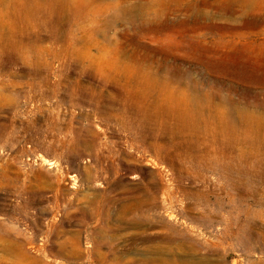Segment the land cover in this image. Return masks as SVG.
<instances>
[{
	"label": "rangeland",
	"instance_id": "374dc122",
	"mask_svg": "<svg viewBox=\"0 0 264 264\" xmlns=\"http://www.w3.org/2000/svg\"><path fill=\"white\" fill-rule=\"evenodd\" d=\"M17 1L0 28L40 42L0 47V242L33 264H264V0H28L30 21ZM218 151L252 173L235 206Z\"/></svg>",
	"mask_w": 264,
	"mask_h": 264
},
{
	"label": "bare ground",
	"instance_id": "6f19581e",
	"mask_svg": "<svg viewBox=\"0 0 264 264\" xmlns=\"http://www.w3.org/2000/svg\"><path fill=\"white\" fill-rule=\"evenodd\" d=\"M25 2V3H24ZM28 3V0H18L17 1V3H16V8H15V12L14 11H12L14 14L15 13H19V14H21V13H24V15H26V19H30V16L32 15V13L31 12H37V13H39V11L41 10V9H43V6H45L44 4L43 5H40V4H36V3H34V2H31V1H29V3ZM14 5H15V3H13ZM29 4H32V6H30L28 9H27V6H29ZM47 7H48V12H57V10L55 9V8H53V7H51V5H49V3L47 2ZM26 8V9H25ZM45 9H46V7H44ZM59 10V9H58ZM61 11H63L62 9H61ZM2 14H3V12H2ZM12 14V13H11ZM32 17V16H31ZM15 18V17H14ZM43 18L44 19H47V16H43ZM43 19V20H44ZM38 20V19H37ZM30 21V20H29ZM16 22V21H15ZM33 22V21H32ZM32 22L30 21V22H28L27 24H26V21H25V23H24V25H22V27H19L20 29L18 30V32L16 33V38H17V41L15 42V44H10V42L11 41H9V39H8V37H7V33L5 34L4 33V29L2 30L1 28H0V47L2 46V44H3V42H5L4 40H8L9 42H5L6 44H3V45H5V46H9V47H11L10 45H13V46H18V47H20V46H24V44H25V46H29V45H31V46H34V44H36V43H38V42H40V37L39 36H37V35H35V37H34V39L32 40V35H33V33H31L30 32V29L32 28V27H36V28H38L39 29V27L37 26V24L36 23H34V24H32ZM38 23V22H37ZM17 24V23H16ZM43 24H44V26H45V28H47V20H44L43 21ZM7 25V24H6ZM40 25V24H39ZM42 25V24H41ZM17 26V25H16ZM15 26V27H16ZM1 27H2V25H1ZM11 29V28H10ZM35 29V28H34ZM35 31V30H34ZM9 33H10V31H9ZM13 33H15V32H13ZM9 35V34H8ZM10 35H11V33H10ZM14 39V38H13ZM11 40V39H10ZM15 40V39H14ZM53 40V39H52ZM14 42V41H13ZM4 46V47H5ZM3 48V47H2ZM4 49V48H3ZM171 105V104H170ZM172 110H174V111H179L180 112V115H179V117H178V121H177V123H176V125H181V126H183V124H181V121H184L185 119H188V123L189 124H191L194 128H196L197 127V125H199L200 124V122L195 118V116L193 115V113L194 112H192V113H190L189 111H182L179 107H177V106H174V107H172L171 106V111ZM173 112V111H172ZM199 114H201V113H199ZM230 117V116H229ZM213 118V117H212ZM211 118V119H212ZM217 118V117H216ZM182 119H184V120H182ZM230 119V118H229ZM181 120V121H180ZM194 120V122H192ZM221 120H223V118L221 119ZM187 121V120H186ZM227 122V121H226ZM189 124H188V126H189ZM202 124H203V128H204V130H205V128H208V122L207 121H203L202 120ZM226 124V123H225ZM220 125V124H219ZM222 125V124H221ZM229 125V124H228ZM180 127V126H179ZM189 127H191V126H189ZM221 127H223V126H221ZM228 127V126H227ZM187 128V127H186ZM220 128V127H219ZM221 130V129H220ZM225 130H227V129H225ZM206 131V130H205ZM221 132V131H220ZM181 133V132H180ZM166 134V133H165ZM234 134V133H233ZM232 133L230 134V139H229V141L230 142H235V135H233ZM254 134H256V133H254ZM193 135V134H192ZM191 135V136H192ZM195 135H196V133H195ZM225 135V134H224ZM194 136V135H193ZM186 137H187V135H186ZM202 136H200V135H196V139H195V142L196 141H200L203 145L205 144V146H206V140L204 141V138H201ZM185 138V137H184ZM188 138V137H187ZM195 138V137H194ZM200 138V139H199ZM221 138V137H220ZM229 138V137H228ZM227 138V139H228ZM261 139V138H260ZM260 139L258 138V137H256L255 138V141H256V143L258 142L259 143V141H260ZM173 140V139H172ZM228 141V140H227ZM195 142H194V144H195ZM225 143H228V142H225ZM225 143H224V145H225ZM202 145V146H203ZM259 145V144H258ZM182 149V148H181ZM172 150V149H171ZM197 150V148L195 149V151ZM176 151V150H175ZM195 151H191L189 154H188V156H190V157H192V158H197V157H199V155H197V153H200V151H201V149L199 148V150L196 152V154H195ZM223 155V158H224V160H226L224 163H220L219 165H221V169H222V171H223V173H225L226 175H227V178H230L231 177V183H230V188L233 190V191H235L236 193H237V196H239L237 199H235L234 197H232L231 195L228 197V200L230 201V206H235V204H237V203H242V198H245L246 196H247V192L246 191H244L243 190V188L242 187H240V185H239V183H238V181L236 180V181H233V180H235V178L237 179L238 177H240V176H243L244 177V174L245 175H252V173L251 172H249L248 170H247V168L246 167H242L241 165H240V163H239V158H240V155H235V156H233L232 157V155H227L226 153H224L223 151H218V154H217V156L218 155ZM228 154H232V151L230 150L229 152H228ZM208 157H210V156H208ZM216 159H217V157H216ZM215 162L217 161V160H214ZM223 162V161H222ZM181 166V165H180ZM214 168V167H213ZM189 171V170H188ZM263 175V174H262ZM261 175V176H262ZM264 176V175H263ZM234 177V178H233ZM251 179V178H250ZM202 181H203V179H202ZM205 181V180H204ZM251 183V182H250ZM159 184H160V182H159ZM261 184V183H260ZM256 185H257V183H256ZM155 187H157V186H155ZM186 187H188V186H186ZM205 187V186H204ZM164 189V188H163ZM199 189H201V188H199ZM160 190V189H159ZM191 190H193V189H191ZM242 190L244 191V192H242ZM258 191H259V189H257ZM147 191V190H146ZM162 191V190H161ZM184 192H185V190H183ZM194 191V190H193ZM150 192V191H149ZM148 192V193H149ZM160 192V191H159ZM169 192H170V190H169ZM172 192V191H171ZM173 192H174V189H173ZM256 192V191H255ZM136 193V192H135ZM186 193V192H185ZM145 194H147V193H145ZM150 194V193H149ZM168 194V193H167ZM186 194H188V193H186ZM190 194V193H189ZM229 194H232V193H229ZM235 194V193H234ZM254 194V193H253ZM142 195V194H141ZM154 195V194H153ZM153 195H151V196H153ZM169 195V194H168ZM167 195V196H168ZM195 195V194H194ZM150 196V195H149ZM155 196V195H154ZM200 196V195H199ZM255 196V195H254ZM258 196V195H257ZM136 197V196H135ZM135 197H132V198H135ZM139 197H140V195H139ZM138 197V198H139ZM194 197V196H193ZM141 198V197H140ZM144 198V197H143ZM146 199H147V197H145ZM144 198V199H145ZM156 198V197H155ZM196 198V197H195ZM129 199V198H128ZM190 199H191V197H190ZM197 199V198H196ZM135 200H136V198H135ZM192 200H193V198H192ZM137 201V200H136ZM138 201H140V200H138ZM244 201V200H243ZM152 202V201H151ZM197 202V201H196ZM255 202V201H254ZM140 203V202H139ZM199 203V202H198ZM258 203V202H257ZM141 205V207H142V203H140ZM145 204V203H144ZM144 204H143V207H144ZM138 206V205H137ZM191 206V205H190ZM189 206V207H190ZM125 208H127V207H125ZM123 209V208H122ZM191 209V208H190ZM197 215H198V213H197ZM210 216V215H209ZM202 220V219H201ZM231 222H228L227 223V225H226V231L227 232H230V231H232V227H236V230H237V232H236V235H237V239H239V240H245V239H251V238H249V235H250V232H249V229L250 228H253V227H250V226H248V221L246 222V228H243V227H241L242 225L240 224V221H239V216L238 215H236L232 220H230ZM256 229V228H255ZM258 229V228H257ZM260 230V229H259ZM233 232V231H232ZM231 232V233H232ZM1 233V232H0ZM234 233V232H233ZM264 234V233H263ZM3 236V235H2ZM231 236V235H230ZM263 236V235H262ZM13 237V236H12ZM0 238H2V237H0ZM3 239V238H2ZM262 239H263V237H262ZM1 240V239H0ZM6 240L4 239V242L2 241V242H0V264H17L16 263V261L17 260H20V259H22V261L24 262L25 260H28V263L29 264H33V263H35V260L33 259V258H31V257H29V255H27V253L25 252V249H24V243L23 242H15V241H9V242H5ZM132 244H134V242H131ZM143 243V242H142ZM164 243H166V244H168V245H171V244H173V243H175V242H164ZM98 246H99V244H97V248H98ZM177 246V245H176ZM78 246H77V244L76 243H74V245L72 246L71 245V248H70V250H66V252H67V255H69V256H71V257H73V258H78L79 256H80V252H79V249L77 248ZM62 249H65V248H62ZM151 250V249H150ZM156 250V249H155ZM162 250H164V249H162ZM184 250V249H183ZM148 251V250H147ZM159 251V250H158ZM165 251V250H164ZM157 252L155 251V254H156ZM119 255V254H118ZM113 256L115 257V255L113 254ZM107 256H105V255H101V254H99V257L97 258L98 259V261L100 262V264H102L107 258H106ZM146 257H148V256H146ZM115 258H117V257H115ZM142 258V257H141ZM143 262H142V264H154V263H156V261H157V259H148L147 260V258L145 259V258H143V260H142ZM22 262V263H23ZM26 263H27V261H26Z\"/></svg>",
	"mask_w": 264,
	"mask_h": 264
}]
</instances>
